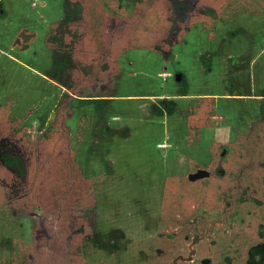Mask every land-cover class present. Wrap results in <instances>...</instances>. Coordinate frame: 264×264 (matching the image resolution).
Wrapping results in <instances>:
<instances>
[{"label": "rangeland", "instance_id": "1", "mask_svg": "<svg viewBox=\"0 0 264 264\" xmlns=\"http://www.w3.org/2000/svg\"><path fill=\"white\" fill-rule=\"evenodd\" d=\"M99 1L0 0V264H264V0Z\"/></svg>", "mask_w": 264, "mask_h": 264}, {"label": "trees", "instance_id": "2", "mask_svg": "<svg viewBox=\"0 0 264 264\" xmlns=\"http://www.w3.org/2000/svg\"><path fill=\"white\" fill-rule=\"evenodd\" d=\"M79 1L83 5L82 23H81V20L79 22L81 24V26L83 27L82 29L86 33H88V34L90 33L92 35L93 42H96L95 40H97L98 43H99V41L103 42L102 37L99 35V32H98L97 36H96V34H94V31L95 32L98 31V28L100 27V24H101V19H102L103 15H104L103 12L99 13V11L101 9L98 10L99 8H101L100 7V1L99 0H79ZM108 1H110V0H108ZM212 1H215V0H211V4H209V5H213L214 2H212ZM109 3H111V1ZM169 4H170L169 0H143L142 3L140 4L142 6L141 7V12L144 10V13H146L147 10H152L153 9L151 14L152 15H156V17H155V21L157 22L156 26L158 25V28L160 27L162 29L161 31H162L163 35L164 34L167 35L168 31L173 28V22L170 21L166 17L168 15V12H169ZM92 6L94 8L93 9L94 16H96L97 18L95 17L96 21H95L94 24L92 23V27L93 28H92L91 31H89V25L86 24V22L90 19V13L92 11V9H91ZM97 10H98V12H97ZM84 16H86V18ZM135 16H138L140 20L142 19L139 14H137ZM155 29H156V27H155ZM159 31H160V29H159ZM123 32H122V35L124 36ZM156 35H157L156 37H158V38H155V39H158V40L163 39L162 38L163 35H161V37L158 36L159 33L156 34ZM114 36H118V35L116 34ZM154 36H155V31H154ZM116 39L114 41H112L111 43L115 44L116 43ZM119 41H121V38H120ZM145 46L146 45H144V47ZM158 47L159 46L155 45L156 49ZM103 48H104V53L105 54L103 55V53H102L100 55L101 58H99L96 61V64H95L96 68H98V66L101 63V61H105L107 59V55H109L112 52L111 48H108V47H103ZM97 72H98L97 69H96L95 72L92 70V72L85 77L84 81L86 80L88 83L89 82L93 83L98 77H100V76L102 77V76L106 75V74H103V73H102L103 74L102 75L101 73H99V72L97 73ZM212 99L213 98H203L202 100H204V101L205 100L206 101L211 100L212 101ZM199 124L202 127V124L201 123H199ZM255 126H257V125H255ZM255 126H253L252 129H254ZM61 136L65 140L64 144L66 145V143L68 141V145H69L70 141L67 138V134L62 132ZM52 145H53V142H49V146H52ZM68 145L66 147L67 149H61V148L60 149H54L55 153L53 154V161H55V169H54V173L53 174H55V182L61 181L63 183L62 184L63 191L65 193H68L67 196H68V198L71 201V199H74L75 197L82 196L83 193H84V191H83L84 189H86V191L89 192V183H90V181H89L88 178H86V177H84L82 175V172L80 171V168L72 161L71 155H70V149H69ZM31 172H32V168H31ZM45 182H48V180L46 179ZM54 191H55V189H54ZM56 197H57V193L55 194V210L58 209V206H59L58 202H56ZM67 201H69V200H63V202H67ZM63 202H62V204L65 205ZM70 203L72 205L73 202H70ZM60 210H61V208H60ZM170 221H171L170 223L173 224V225H180L181 224L180 221L175 220V219H172ZM166 245H168V244H166ZM176 245L177 244L174 245V247H173L174 249L176 248ZM167 249H168V247L166 246V248H164L163 252L168 254V255H170L171 257H173L175 255V252H170ZM160 258H162V256ZM165 263H167V261H163L162 262V264H165Z\"/></svg>", "mask_w": 264, "mask_h": 264}, {"label": "water", "instance_id": "3", "mask_svg": "<svg viewBox=\"0 0 264 264\" xmlns=\"http://www.w3.org/2000/svg\"><path fill=\"white\" fill-rule=\"evenodd\" d=\"M17 41L19 42V40L17 39ZM209 173L205 172V171H197L196 173L192 174L189 176V180L190 181H196L199 179H202L204 177H208Z\"/></svg>", "mask_w": 264, "mask_h": 264}, {"label": "crops", "instance_id": "4", "mask_svg": "<svg viewBox=\"0 0 264 264\" xmlns=\"http://www.w3.org/2000/svg\"><path fill=\"white\" fill-rule=\"evenodd\" d=\"M128 17H129V16H128ZM178 80H180V77H179ZM233 96H235V95H233ZM203 98H204V97H203ZM203 98H201V100H202ZM211 98H213V97H211ZM212 100L215 101L216 99L213 98ZM258 123H259L258 125H257V123H255L254 126H255V125H257L258 127H263V126H264V121H258ZM218 130H219V129H218ZM217 144H219V143H217Z\"/></svg>", "mask_w": 264, "mask_h": 264}, {"label": "flooded vegetation", "instance_id": "5", "mask_svg": "<svg viewBox=\"0 0 264 264\" xmlns=\"http://www.w3.org/2000/svg\"><path fill=\"white\" fill-rule=\"evenodd\" d=\"M178 259H180V258H178Z\"/></svg>", "mask_w": 264, "mask_h": 264}]
</instances>
